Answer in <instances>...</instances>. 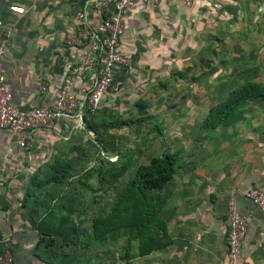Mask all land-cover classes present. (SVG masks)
Listing matches in <instances>:
<instances>
[{"label": "rangeland", "instance_id": "374dc122", "mask_svg": "<svg viewBox=\"0 0 264 264\" xmlns=\"http://www.w3.org/2000/svg\"><path fill=\"white\" fill-rule=\"evenodd\" d=\"M203 9L204 31L196 27L189 54L175 60L149 96L113 114H87L84 124L63 134V182L56 184L55 175L52 186L41 188L39 209L53 216L43 229L67 225L70 233L49 237L55 245L43 257L48 264H215L206 251H182L164 216L177 192L175 177L202 163L208 149L264 146V101L240 107L239 120L204 126L231 91L264 84V0H206ZM165 153L178 155L168 182L130 187L141 167ZM57 216L66 217L61 226ZM248 230L239 264H264V225L261 235L250 224Z\"/></svg>", "mask_w": 264, "mask_h": 264}, {"label": "crops", "instance_id": "0c3cea01", "mask_svg": "<svg viewBox=\"0 0 264 264\" xmlns=\"http://www.w3.org/2000/svg\"><path fill=\"white\" fill-rule=\"evenodd\" d=\"M205 2L196 0L191 7H185L180 0H163L155 6L149 0H134L126 15L120 46L131 63L117 71L113 86L94 114H113L123 105L131 107L149 96V89L158 86L175 60L189 54L196 27L204 31L200 20L205 22ZM85 4L86 0H0V18L16 26L4 66L18 107L53 103L67 69L79 57V50L66 42L78 30L74 13L85 9ZM12 5L23 6L27 14L19 17L10 13ZM87 12L94 26L96 12L91 8ZM42 84L47 88L44 92L40 91ZM78 86L76 83L75 88ZM74 125L79 124L60 119L53 128L36 131L31 147L18 149L6 162L3 156L10 138L6 131H0V236L11 242L15 264L44 262L35 250L40 239L36 220L42 216L39 208L45 194L41 188L52 186L55 168L63 165V134H72ZM217 147L208 149L202 163L195 162L191 170L180 171L175 177L177 192L167 204L164 217L171 222L172 237L182 251L186 246L194 255L206 251L210 261L220 264L226 251L225 213L230 198L236 199L250 228L262 234L264 210L256 209L245 193L264 183V146L250 152L246 147L242 152L233 148L216 150ZM234 165L236 169H232ZM35 181L40 185L31 191ZM155 253L159 255V251ZM155 263L164 262L157 259Z\"/></svg>", "mask_w": 264, "mask_h": 264}, {"label": "built area", "instance_id": "2783aa9c", "mask_svg": "<svg viewBox=\"0 0 264 264\" xmlns=\"http://www.w3.org/2000/svg\"><path fill=\"white\" fill-rule=\"evenodd\" d=\"M161 1L149 0L153 6ZM180 1L185 7H191L196 0ZM133 6L134 0H86L85 9L74 13V19L79 22L78 30L66 42L79 50L77 62L67 69L52 104L29 108H20L14 103L13 92L7 83L4 56L16 26L0 18V131H6L10 138L3 156L5 162L18 149L31 147L36 131L51 129L60 119L75 120L81 125L87 114L100 109L115 82L117 71L131 63L120 51V46L126 15ZM87 8L96 12L94 26ZM9 12L22 17L28 10L12 5ZM76 83L79 86L75 88ZM46 89L45 84L40 86L41 92ZM245 197L256 209L264 210V183L248 190ZM248 225V217L240 212L236 199L230 198L225 213L226 251L220 264H239ZM0 264H15L12 244L1 236ZM40 264L47 263L40 261Z\"/></svg>", "mask_w": 264, "mask_h": 264}, {"label": "trees", "instance_id": "16d2710c", "mask_svg": "<svg viewBox=\"0 0 264 264\" xmlns=\"http://www.w3.org/2000/svg\"><path fill=\"white\" fill-rule=\"evenodd\" d=\"M249 101H264V84L248 82L241 88L231 91L224 103L210 109L204 126L215 128L220 124H227L239 120L243 115V110L240 109V107ZM177 157L178 155L176 153H165L160 158L153 159L150 166L141 167L136 172L134 180L130 183V187L139 188L140 185H145L156 188L165 184L177 172ZM57 166L58 167L55 168L57 173L55 178L56 184L63 182V165L58 164ZM39 185L40 183L35 181L31 191H35ZM59 197L62 200L60 205L63 206V192H60ZM48 216L51 218L53 217L48 212V215L44 213L39 219L37 228L39 229L40 239L35 245V250L37 252L39 251V256L44 262L45 260L43 257L47 255L50 256V252H52V248L55 245V240L49 239V237L55 235L63 238L65 233H67L66 236L70 233V228H68L67 225H63L62 230L43 229L42 226L44 227L45 225H42V223L47 221ZM55 219L59 221V223H57L61 226L66 217L62 216L59 218L57 216ZM157 247L158 246H153L152 249H157ZM149 252L150 251L147 250L145 251L146 254Z\"/></svg>", "mask_w": 264, "mask_h": 264}]
</instances>
